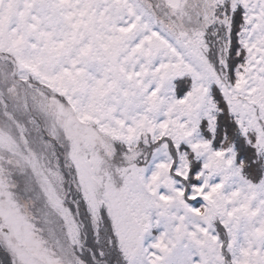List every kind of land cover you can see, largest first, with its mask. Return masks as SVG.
Wrapping results in <instances>:
<instances>
[{"label": "snow or ice", "instance_id": "snow-or-ice-1", "mask_svg": "<svg viewBox=\"0 0 264 264\" xmlns=\"http://www.w3.org/2000/svg\"><path fill=\"white\" fill-rule=\"evenodd\" d=\"M0 264H264V0H0Z\"/></svg>", "mask_w": 264, "mask_h": 264}]
</instances>
